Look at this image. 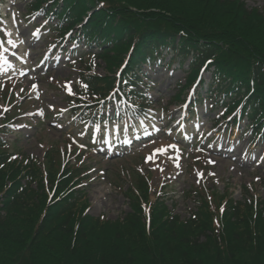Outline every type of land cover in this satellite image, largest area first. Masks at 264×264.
Wrapping results in <instances>:
<instances>
[{
  "label": "trees",
  "instance_id": "trees-1",
  "mask_svg": "<svg viewBox=\"0 0 264 264\" xmlns=\"http://www.w3.org/2000/svg\"><path fill=\"white\" fill-rule=\"evenodd\" d=\"M126 2L127 6L105 3L106 10L95 13L91 23L103 25L105 18L112 21L115 17L113 27L107 22L104 28L118 32L123 53L130 42L134 43L130 70L145 61L144 55L152 57L159 45L166 43L152 44L163 41L167 35L181 36L180 51L194 50V67L204 61L214 62L230 78V84L237 86L236 94L240 95L242 88L244 95L251 91L247 103L257 102L264 109V23L257 9H247L242 0L180 1L184 13L179 6L159 0ZM73 4L77 5L78 0L70 2ZM132 7L141 12L135 13ZM207 8L209 16L199 12ZM91 27L88 24V29ZM96 28V39L111 34L98 25ZM195 73L189 77V83ZM16 175V170H0V249L6 248V254L0 255V264H204L206 260H200L208 248L199 236L206 231V241L213 242L218 249L216 264H264V199L251 195L244 201L229 199L222 213L219 203L212 207L205 202L186 220L170 215L165 206H153L147 226L138 197H134V213L105 223L104 219L82 216L83 205L72 201L73 192L63 200V205L43 204L40 221L33 226L35 239H27V232L17 231L15 226L31 219L26 212L32 210L31 205L39 198L45 203L46 192L37 171L27 179L31 176V180L37 181L40 191L29 184L21 185ZM145 197L144 190L142 198ZM220 250L227 251V261H222ZM191 255L194 258L190 259Z\"/></svg>",
  "mask_w": 264,
  "mask_h": 264
},
{
  "label": "rangeland",
  "instance_id": "rangeland-1",
  "mask_svg": "<svg viewBox=\"0 0 264 264\" xmlns=\"http://www.w3.org/2000/svg\"><path fill=\"white\" fill-rule=\"evenodd\" d=\"M92 1V0H91ZM107 4H114L116 6H127V0H103ZM130 3H146L152 2L153 0H128ZM164 3L174 4L175 6H179V9L182 13L183 11L180 1L185 0H159ZM14 1L8 0V3L11 5ZM115 2V3H111ZM244 5L247 9L251 8H259L260 14L262 17V21L264 23V0H243ZM91 3V2H89ZM87 3V4H89ZM23 3H17V9L23 12ZM196 7V6H195ZM135 13L141 12L136 8H133ZM154 10V9H150ZM158 11V10H156ZM200 13L203 12L204 15H210V8L199 10ZM218 13V12H217ZM21 17L23 15L13 13L9 20L12 22L11 27L16 29H22L19 33V30L15 32L19 35H24L28 38V34L32 32L29 26H26L24 22H21ZM18 18L20 20L19 23L15 20ZM116 23V20L114 21ZM43 41L40 39L33 40L31 45L35 47V50L32 52L36 56H40V54L47 52V49H43ZM123 46H116L109 51H106L104 55V60H96L98 63V67L95 68V73L99 75H104L107 73L108 66L113 72H110V75H113L117 70L116 66L121 61L122 52L120 49ZM23 48V44L20 45L19 49ZM264 50V46L262 48ZM34 55H32L34 57ZM171 55V54H169ZM169 56H167L168 58ZM177 67V64H174ZM188 63L185 62L183 67L177 68L174 72H168L165 68L160 67L157 71L153 72V76L157 83L156 86L151 90V98H157L156 106H159V111L161 112L163 107L167 106L170 109V116L176 115L177 118L170 124V126L166 127L165 122L161 124L159 118L155 121L154 124L151 125L150 129L146 131V135L152 133L153 131H157V136L155 138L148 139L142 144L135 146L131 152L125 153L121 157L116 159L108 160V158L103 157V155L97 154L94 151V147L92 144H87L85 138L79 136L77 129L75 127L76 124L61 122L58 124L57 128H52V125H56L57 121L55 120H45L43 125L39 128L33 127L32 123L37 122V116H30L28 124L18 123L13 125L12 128L14 130L20 131L21 133L16 138V144L27 154H33L35 157H38L41 161L45 162V158L43 156L50 157L53 159L55 165L59 168L61 163L63 164L67 157L63 155L60 151L53 155H45L46 149L54 145L56 147L65 146L67 143V133L70 132L73 134V137L77 140V143L85 144L91 150L85 151L82 154L78 155L76 160L72 161L71 165L76 167L80 165L82 169H86L91 167L92 170L87 169L86 173L90 175V178L86 179V190L88 192L89 200H90V213L92 215L104 214L105 217L108 218L105 220V223H114L115 220L119 217H123L125 214L134 213L131 210V206L135 203V201L130 198L128 199L127 195L124 191L132 186L136 185L134 174L138 171H143L147 174L149 180H151V190H150V198L153 200L155 196L162 195L166 199L167 207L173 206L174 212L180 215L181 217H188L190 212L196 207V195H192L190 197V189L192 186H202L205 185V190L202 191L203 194L213 200L212 207L220 201L229 198L231 194L236 200L242 199L243 194L251 189V192L258 197H264V184L260 181L261 178L264 177V160H263V147L261 145L253 146V159H249L246 152V139L242 138L238 141L237 129L229 128L228 132L225 131L226 138L223 136V132H216L217 128H213L211 130L210 120L217 118L218 112H209L206 113V106L196 107L197 111L200 110L202 121L196 122L194 118L189 121L183 122L181 124V114H180V105L186 106L182 104V101L175 100L173 103L168 104L172 97L178 94L181 90L182 84L184 83V79L187 78L185 75ZM82 68V65H80ZM77 71V72H76ZM78 71L79 64L75 63V66L71 64L68 67H60L54 69L50 73L41 77V80L28 81L27 86L32 88L34 85L39 83V86L42 87L40 92V100H32L29 102V106L32 108L30 113L35 112L42 106L41 110L45 113H52V110L62 109L65 106V102L63 99L64 92L69 91V86L72 91L77 88L74 87V83L77 82L78 79ZM154 71V70H153ZM165 76L167 81L165 82ZM204 80H211L210 73H203ZM67 79V80H66ZM67 82V83H65ZM180 85L177 87V85ZM65 87L66 88L65 90ZM17 91V90H16ZM64 91V92H63ZM186 92V90L184 91ZM182 92V95L183 93ZM24 93H27L26 91ZM2 94L0 90V95ZM13 95V91H12ZM28 97V96H27ZM6 98V95L3 96ZM160 99V100H159ZM182 99V97H181ZM6 100V99H3ZM11 100L8 101V103ZM0 104H3L2 99L0 98ZM209 104V102H208ZM7 105V103H6ZM163 112V111H162ZM55 114V113H54ZM185 115V114H184ZM63 117L62 115L57 116V120L60 121ZM65 117V116H64ZM195 123L196 127H199V132H207V137L199 143V148L204 150V164L197 163L192 160V156L190 153L192 145H188L187 152L179 153V147L183 146L182 143L178 145L177 143V133L179 130L184 133V131L190 132L193 128V124ZM244 123V122H243ZM222 126V125H221ZM172 131L174 133H172ZM229 135H232L230 139H228ZM103 136H110L104 138V141L111 140L113 138V134L109 135L108 133H103ZM246 136V135H244ZM5 137L10 139L14 138L13 134H8ZM173 139H172V138ZM189 139H195L197 141L198 136L194 137L191 134L188 135ZM247 137V136H246ZM208 138H215L218 140L216 144L211 143L209 146H206L204 142ZM62 141V142H61ZM73 141H70L69 144ZM74 143V142H73ZM169 145H175V148L168 147ZM74 146H77L74 143ZM73 147V146H72ZM80 147V146H78ZM164 147L166 148V152H158L157 149ZM211 147V149H210ZM59 148V147H58ZM63 148V147H62ZM252 149L250 146L249 149ZM93 149V150H92ZM222 149V150H220ZM228 150V151H227ZM231 150H234L233 155L231 154ZM67 149H65V152ZM91 151V152H90ZM216 151H222L220 153H216ZM262 153V154H261ZM77 151L75 150V154L70 153V156H75ZM149 156H152V159H147ZM21 162V163H20ZM23 162L25 160L18 159L16 160V164H18V169H24ZM142 165L141 169L140 164ZM137 170V171H136ZM12 173V170L10 171ZM88 174H84L86 177ZM121 187H118V184ZM1 188V187H0ZM212 189H216L214 192H211ZM1 193V189H0ZM137 196L143 197V188L138 189ZM36 196V195H35ZM147 196V192H146ZM148 197V196H147ZM141 201V199L139 200ZM44 202V199H43ZM41 203L40 198L35 201L32 206V210L27 211L26 213L31 216L30 220H25L19 224H16L15 228L17 231L27 232L26 237L30 239V237L34 236L35 229L33 226L39 221V213L44 204L46 207L51 204L52 198H50L49 194L46 193L45 203ZM207 202V199H206ZM41 204V205H39ZM172 204V205H171ZM134 210V207H132ZM40 209V210H39ZM25 219V217H24ZM148 216L145 220L147 226L149 225ZM102 224V223H101ZM100 227L103 226V224ZM100 227L95 230H99ZM35 237V236H34ZM33 237V239H35ZM209 237V231L203 233V235L199 236V241L208 248L207 253L204 258L200 261H205L204 264H216V258L218 249L215 247L213 242H207L206 239ZM198 238V236L196 237ZM47 239V238H45ZM247 239V238H246ZM6 254V248L0 249V255ZM222 261H227L228 253L224 251L223 253L220 250ZM1 257V256H0ZM249 255L246 254L245 258H248ZM194 258L193 255L190 256V259ZM208 262V263H207Z\"/></svg>",
  "mask_w": 264,
  "mask_h": 264
},
{
  "label": "snow or ice",
  "instance_id": "snow-or-ice-1",
  "mask_svg": "<svg viewBox=\"0 0 264 264\" xmlns=\"http://www.w3.org/2000/svg\"><path fill=\"white\" fill-rule=\"evenodd\" d=\"M7 43L12 44L13 47L16 46L12 40H8ZM0 49H3V51H0V59H3L4 64H8L7 58L3 57V52L8 51L7 48L3 47V42H0ZM84 87L87 88V85H84ZM68 90L71 91L70 86H69ZM168 147L175 148V145H169ZM166 150H167L166 148L161 147V148L157 149L156 151L163 153V152H166ZM147 159H149V160L152 159V156H149Z\"/></svg>",
  "mask_w": 264,
  "mask_h": 264
}]
</instances>
